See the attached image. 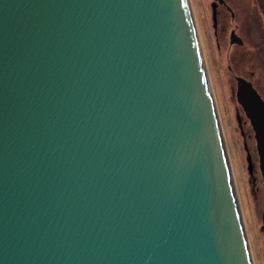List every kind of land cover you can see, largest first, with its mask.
<instances>
[{
  "label": "water",
  "instance_id": "water-1",
  "mask_svg": "<svg viewBox=\"0 0 264 264\" xmlns=\"http://www.w3.org/2000/svg\"><path fill=\"white\" fill-rule=\"evenodd\" d=\"M235 79L264 180V99ZM247 245L188 0H0V264H253Z\"/></svg>",
  "mask_w": 264,
  "mask_h": 264
},
{
  "label": "rangeland",
  "instance_id": "rangeland-1",
  "mask_svg": "<svg viewBox=\"0 0 264 264\" xmlns=\"http://www.w3.org/2000/svg\"><path fill=\"white\" fill-rule=\"evenodd\" d=\"M198 36L220 130L234 180L253 264H264V232L259 219L264 206L263 176L251 125L235 98L238 75L250 79L264 97V0H188ZM235 38L230 42L231 33ZM233 35V34H232ZM249 164V165H248Z\"/></svg>",
  "mask_w": 264,
  "mask_h": 264
},
{
  "label": "bare ground",
  "instance_id": "bare-ground-1",
  "mask_svg": "<svg viewBox=\"0 0 264 264\" xmlns=\"http://www.w3.org/2000/svg\"><path fill=\"white\" fill-rule=\"evenodd\" d=\"M205 79H206V82H207V90H208V96H209V101H210V108H211V112H212L213 122L215 124V128H216L217 134L219 136V140L221 142V146L223 147L224 152H226V147H225V144H224V140H223V137H222V133H221V130H220V124H219V120H218V116H217V110H216V107H215V104H214V98H213L210 86L208 84L206 71H205ZM226 158H227V161H229L228 160V156H227V152H226ZM237 199H238V197H237ZM239 209H240V207H239ZM247 249H248V251L250 253L248 245H247Z\"/></svg>",
  "mask_w": 264,
  "mask_h": 264
},
{
  "label": "flooded vegetation",
  "instance_id": "flooded-vegetation-1",
  "mask_svg": "<svg viewBox=\"0 0 264 264\" xmlns=\"http://www.w3.org/2000/svg\"><path fill=\"white\" fill-rule=\"evenodd\" d=\"M259 229L264 232V206L259 219Z\"/></svg>",
  "mask_w": 264,
  "mask_h": 264
},
{
  "label": "trees",
  "instance_id": "trees-1",
  "mask_svg": "<svg viewBox=\"0 0 264 264\" xmlns=\"http://www.w3.org/2000/svg\"><path fill=\"white\" fill-rule=\"evenodd\" d=\"M225 6V5H224ZM226 7V6H225Z\"/></svg>",
  "mask_w": 264,
  "mask_h": 264
}]
</instances>
